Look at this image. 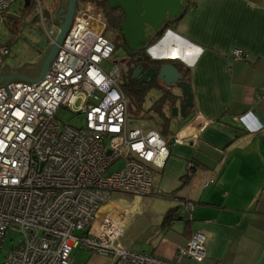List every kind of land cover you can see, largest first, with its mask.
<instances>
[{
  "label": "built area",
  "instance_id": "obj_1",
  "mask_svg": "<svg viewBox=\"0 0 264 264\" xmlns=\"http://www.w3.org/2000/svg\"><path fill=\"white\" fill-rule=\"evenodd\" d=\"M14 2L0 0V16ZM31 4L53 45L58 27L44 25L40 0ZM106 27L102 8L79 0L44 78L33 84L8 82L10 95L0 84V253L10 231L21 239L0 264H71L74 250L111 258L113 264L200 263L206 257L202 232L178 247L171 260L131 252L120 243L123 218L101 214L114 193L150 195L152 170L162 169L169 156L168 143L157 130L129 122L128 100L119 85L123 63L107 71L102 67L111 64L115 51L103 36ZM8 53V48L0 50L1 56ZM232 56L235 61L246 57L240 50ZM59 110L82 116L83 127L59 121ZM182 142L172 138L174 145ZM193 209L189 202L183 205L188 219Z\"/></svg>",
  "mask_w": 264,
  "mask_h": 264
},
{
  "label": "crops",
  "instance_id": "obj_2",
  "mask_svg": "<svg viewBox=\"0 0 264 264\" xmlns=\"http://www.w3.org/2000/svg\"><path fill=\"white\" fill-rule=\"evenodd\" d=\"M181 3L191 8L145 54L189 69L193 109L184 118L170 115L169 132L161 135L169 156L162 169L152 170L150 195L114 193L101 214L123 218L120 243L131 252L171 260L178 247L202 232L205 259L180 264H264V0ZM47 24L61 25L54 15ZM48 47L47 42L33 63L4 68L0 77L26 76ZM234 50L245 59L233 60ZM172 93L178 107L181 94ZM175 136L183 142L172 144ZM187 202L194 205L191 219L181 221ZM174 208L180 219L162 226L164 214ZM79 251L71 264H113L111 258Z\"/></svg>",
  "mask_w": 264,
  "mask_h": 264
},
{
  "label": "rangeland",
  "instance_id": "obj_3",
  "mask_svg": "<svg viewBox=\"0 0 264 264\" xmlns=\"http://www.w3.org/2000/svg\"><path fill=\"white\" fill-rule=\"evenodd\" d=\"M43 16L42 20L45 26H47L50 18L58 9L59 0H40ZM183 4L186 0H182ZM10 11L0 16V50L8 48V55H0V72L6 69L23 68L36 61L38 58V51L45 47L47 44L46 37L43 32L41 24V18L37 14L36 7L31 4L29 7H24L23 0H15L12 4ZM44 26V27H45ZM147 40L152 36V32L149 28L145 31ZM103 36L112 42L115 46V51L111 59V64H103L102 67L105 71L109 70L113 63L128 61L129 56L122 46V41L114 27L107 25ZM125 82V78L122 75L119 80V85ZM155 86L162 87L161 83H153V86L148 90L144 101L141 104L135 102L125 94L128 100V113L129 122L132 125L140 126L144 129H156L160 131L164 129L163 122L154 113V110L150 109L154 107L157 101L161 98V91L156 89ZM167 106V104L165 105ZM167 108V107H165ZM173 108V107H172ZM168 109V108H167ZM165 116L170 117L171 110H163ZM169 115V116H168ZM59 121L71 125L75 128L83 127L84 119L82 116H74L71 112L66 110H59L56 114ZM169 132V123L166 129V133ZM121 163L114 164L106 174L113 173ZM79 234V232H77ZM20 236L10 231L3 243V249L0 253V263L2 262L5 254L14 246L18 245ZM81 252L74 250L72 255ZM81 254V253H79Z\"/></svg>",
  "mask_w": 264,
  "mask_h": 264
},
{
  "label": "water",
  "instance_id": "obj_4",
  "mask_svg": "<svg viewBox=\"0 0 264 264\" xmlns=\"http://www.w3.org/2000/svg\"><path fill=\"white\" fill-rule=\"evenodd\" d=\"M24 7L30 6V0H23ZM78 0H59V5L54 16L60 21V29L53 45H50L43 56L33 66L35 69L26 70V76L13 75L1 76L0 83L11 81H23L30 84L42 80L51 65L59 46L65 38L75 12ZM109 10H119L122 13V21L119 26V35L122 37V46L127 56L139 52L147 43L146 28L152 33L162 29L167 21L176 18L181 12V0H103ZM138 79L139 84H145L154 79L164 87L177 89L181 94V102L178 107L171 108V117L184 118L189 110L193 109V95L189 83L182 80L181 74L170 64L158 68H150L143 73L142 68H136L132 74ZM181 221H187L184 215Z\"/></svg>",
  "mask_w": 264,
  "mask_h": 264
},
{
  "label": "trees",
  "instance_id": "obj_5",
  "mask_svg": "<svg viewBox=\"0 0 264 264\" xmlns=\"http://www.w3.org/2000/svg\"><path fill=\"white\" fill-rule=\"evenodd\" d=\"M88 1L96 3L99 6H102V2H100L99 0H88ZM102 7L104 9V4ZM189 7L190 6L188 4H186V6L184 7H181V12L176 18L167 21L165 26L162 29H160L158 32L152 33V36L147 40L146 45L139 52L133 53L131 56H129L128 61H126L123 64L124 70L122 75L125 78V82L121 84V88L125 94H127L130 98L134 99L135 102H137L138 104H141L144 101L147 92L153 86V83L139 84L136 80H134L132 74L136 68H142L146 70L150 67L158 68L162 65L170 64L178 71L179 74H181L182 80L190 84V80H189L190 71L182 63L176 60L154 61L151 60L145 54V48L155 43L162 36L164 30L167 29V27L175 24L182 17V15L189 9ZM104 12L106 18L108 19L109 25L113 26L114 29H117L122 21V13H117L113 15V17H110L109 16L110 15L109 13H111L110 11L104 9ZM155 88L161 91V98L159 99V101L156 102V104H154V107H152L150 111L154 110L155 111L154 113L163 122L164 129L159 131L160 135H163V133L166 132L169 122V117L165 116L163 110L165 107H167L170 112L171 108L174 107L177 97L172 93V88H167L164 87L163 85L162 87L155 86ZM166 104L167 106H165ZM176 219H180V217L176 213V209L175 208L169 209L163 216L162 226H169Z\"/></svg>",
  "mask_w": 264,
  "mask_h": 264
},
{
  "label": "flooded vegetation",
  "instance_id": "obj_6",
  "mask_svg": "<svg viewBox=\"0 0 264 264\" xmlns=\"http://www.w3.org/2000/svg\"><path fill=\"white\" fill-rule=\"evenodd\" d=\"M100 2H102V6H103V4H104V9H107L108 11H110L111 13H109L110 15V17H113V15H115V14H117V13H121L118 9L117 10H109L108 8H107V5H106V3L103 1V0H99ZM102 6H100L101 8H102V10H103V12H104V9H103V7ZM106 11V10H105ZM105 13V12H104ZM107 19V18H106ZM107 25H109V23H108V19H107ZM119 26H120V24H119ZM115 31L118 33V31H119V27L117 28V29H115ZM118 35H119V33H118ZM120 36V35H119ZM120 38H121V41H122V37L120 36ZM123 42V41H122ZM150 68H155V67H150ZM150 68H148V69H150ZM148 69H146V70H148ZM146 70H144L143 69V73L146 71ZM134 80H136L137 82H138V79L137 78H133ZM149 83H157V81L154 79L153 81H148L147 83H145V84H149Z\"/></svg>",
  "mask_w": 264,
  "mask_h": 264
}]
</instances>
